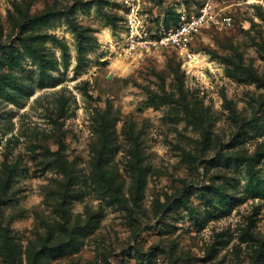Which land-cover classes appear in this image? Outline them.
I'll use <instances>...</instances> for the list:
<instances>
[{"label": "rangeland", "instance_id": "obj_1", "mask_svg": "<svg viewBox=\"0 0 264 264\" xmlns=\"http://www.w3.org/2000/svg\"><path fill=\"white\" fill-rule=\"evenodd\" d=\"M139 4L232 22L191 65L123 56L125 0H0V264H264V0Z\"/></svg>", "mask_w": 264, "mask_h": 264}, {"label": "built area", "instance_id": "obj_2", "mask_svg": "<svg viewBox=\"0 0 264 264\" xmlns=\"http://www.w3.org/2000/svg\"><path fill=\"white\" fill-rule=\"evenodd\" d=\"M232 18L218 13L211 4L197 12H185L169 24L143 19L139 0H125L121 54L138 58L153 51L172 50L179 58L191 62L198 36L212 26H230Z\"/></svg>", "mask_w": 264, "mask_h": 264}, {"label": "bare ground", "instance_id": "obj_3", "mask_svg": "<svg viewBox=\"0 0 264 264\" xmlns=\"http://www.w3.org/2000/svg\"><path fill=\"white\" fill-rule=\"evenodd\" d=\"M202 62H204V58H201V56L196 55V56H193V59L190 64L195 65V64H200Z\"/></svg>", "mask_w": 264, "mask_h": 264}, {"label": "trees", "instance_id": "obj_4", "mask_svg": "<svg viewBox=\"0 0 264 264\" xmlns=\"http://www.w3.org/2000/svg\"><path fill=\"white\" fill-rule=\"evenodd\" d=\"M61 149H62V151H65V147H64V145L61 146Z\"/></svg>", "mask_w": 264, "mask_h": 264}]
</instances>
